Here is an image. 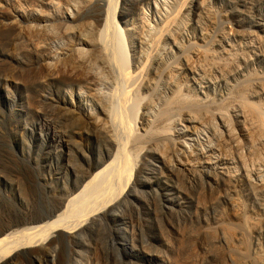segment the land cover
<instances>
[{"label": "rangeland", "instance_id": "rangeland-1", "mask_svg": "<svg viewBox=\"0 0 264 264\" xmlns=\"http://www.w3.org/2000/svg\"><path fill=\"white\" fill-rule=\"evenodd\" d=\"M46 1L0 0V229L6 223L33 218L36 207L46 203L43 198L48 192L71 189L85 168L84 155L95 157L101 149L89 127L70 124L60 110L64 102L76 108H94L87 86L65 72H47L40 64L46 51L36 49L27 37L16 36L23 19L39 17V10L48 11ZM147 1L128 0L127 16L135 15L138 2L146 8L150 0ZM58 2L63 10V4ZM114 2L118 4L117 13L121 1ZM209 2L211 18L187 17L174 28L191 59L190 67L177 62L175 81L180 93L193 103L189 114L186 110L172 117L178 121L172 137L189 146L188 161L181 151L178 160L192 164L194 171H168L150 150L146 157L154 168L140 175L132 218L125 212L120 219L114 209L117 214L112 216L115 219L107 220L105 237H98L96 230L85 233L84 243L75 244L81 252L79 258L74 255L78 259L71 264H231L226 260L230 249L264 258V138L257 137L255 141L257 116L246 115L241 109L242 103L254 105L264 119V0ZM107 4L106 1L99 7L104 16ZM176 7H171L169 16ZM149 18L157 27L165 21L151 12ZM116 19L120 21L118 13ZM166 47L170 44L166 43ZM116 72L114 68L108 75L106 88L114 99V134L122 153H126L134 148L126 142L128 132L119 120L122 109L116 95L126 84H121ZM160 87L158 92L166 89ZM219 112L230 120L237 141L227 135L218 120L211 122L206 117ZM253 116L256 119L251 120ZM137 120L138 117L133 122L135 128L139 126ZM253 121L257 122L255 130L251 128ZM123 158L120 156L117 166L123 164ZM110 175L111 192L124 196L125 182L122 185ZM101 191L93 193L89 201L101 203L106 194ZM83 206L79 201L75 204L74 218ZM225 233L230 234L229 245L222 238ZM111 238L116 246L109 253L104 241ZM124 240L130 244L129 257L127 260L122 255L121 261L113 253ZM60 251L59 247L52 255L35 258L27 249L23 263L58 264ZM247 257L241 258V264H253L254 256ZM67 259L68 256L65 264Z\"/></svg>", "mask_w": 264, "mask_h": 264}, {"label": "bare ground", "instance_id": "bare-ground-1", "mask_svg": "<svg viewBox=\"0 0 264 264\" xmlns=\"http://www.w3.org/2000/svg\"><path fill=\"white\" fill-rule=\"evenodd\" d=\"M58 1L47 0L44 4L47 5L48 11L46 9L47 12L39 10L40 15L38 14L37 19L35 17L28 19L27 17L22 20L23 24L20 21L21 24L17 22L19 25L16 28V36H25L36 49L43 48L46 51L40 64L47 72L54 74L65 72L87 86V92L89 91L90 94L88 95L96 104L94 108H76L73 106L74 104L64 102L60 106V110L63 114L66 113L70 124L89 127L96 137L94 138L100 142L101 149L95 157L84 155L85 168L81 169L80 177L74 179L71 189L66 191L63 188L60 192L51 194L46 191L45 199L43 198L46 203L43 202L44 206L39 209L36 207V214L33 218H27L17 223H6L2 226L0 229V263L2 264L23 263V252L27 249H30L31 256L36 258L40 255H52V252L59 247L61 251L58 256V264H65L67 256L68 264L76 262L79 258L77 255L81 252L76 250L75 244L84 243L86 236L84 234L94 230L97 231L98 237H105L107 220L111 219L113 214H117L113 212L114 209L118 210V217L127 212L132 218L135 210L134 199L138 197L136 186L142 177L140 175L143 171L147 174V170L154 168L152 161L149 162L148 156L146 157L150 150H153L154 154L156 153L159 162L168 171H194L192 164L186 162L189 146L185 142L181 144L172 137V129L174 130L178 125V121L172 117L182 114L186 110V113L190 112L193 103H189V97L187 100L180 93L175 81L177 62L182 61L189 66L191 59L185 54L188 50L185 51V46L182 40L180 41L177 37L174 28L178 27L181 20L187 19V17L198 19L205 16L206 19L211 18L213 14L210 6L211 1L150 0L146 8L139 4L140 1L135 8V15L128 17L127 10H125L128 0H120V9L117 12L120 21L117 20L118 18L116 19L118 4L114 2L115 0H60L63 10H60L61 5ZM106 1L108 4L104 16V12L100 11L99 7H102ZM175 5L177 7L175 11L173 8L174 14L169 16L172 13L171 7ZM149 12L165 19L160 27H157V23L149 18ZM100 23L102 24L101 28L99 27ZM170 23L176 26L170 27ZM181 30L179 29L180 32ZM166 43H169L170 47H166ZM114 68L117 69L121 84L122 82L126 84L116 95L120 109H122L119 120L128 132L126 142L132 149L134 148L126 153H122L120 142L117 140L116 133L114 134L112 123L117 120L112 110V100L114 101V99L106 88L108 75ZM160 85L166 88L162 92H158ZM242 106H244L241 108L244 114L247 112L246 115L257 116L258 127L253 137L255 141L257 137L262 140L264 138V119H261L260 111L249 103H242ZM136 116L139 123L137 128L134 126L135 123L133 124ZM206 117L211 122L218 120L227 135L237 141L234 138V134H236L234 128L225 114L219 112ZM253 122L255 128L251 127L252 124L250 127L255 130L256 123ZM116 146L118 149L114 151ZM178 146L181 147L178 148ZM178 151L183 152V155L186 156L184 162L182 159L181 162L178 160L180 156ZM123 155V164L117 166L120 156L123 157ZM132 160H135V163L130 167ZM110 174L118 179V182L123 183L122 185L125 182L126 194H123L124 196L118 197L119 193L111 192L109 188ZM37 176L39 175L37 174ZM101 190L106 191L101 203H98L99 200H93L94 198H91L93 201H89V198L93 197L91 196L93 193ZM130 197L133 199L132 201ZM78 201L84 206L80 212L75 214L74 218L72 214ZM71 216L74 218L73 220H70ZM121 222V225L124 224L123 220ZM244 224H247L246 221ZM108 236L110 235L108 234ZM222 236L228 243L230 234L225 233ZM112 239L104 241L109 253L116 246ZM126 240H124L125 243L117 247V252L113 253V255L116 254L115 258H120L121 261L122 255L127 260L129 257L130 244ZM229 253L231 254H228L226 260H229L231 264H241V258L247 259V256H254L253 264H264V258L256 253L253 255L249 253L245 256L243 252L233 249H230ZM74 255L78 258L74 259ZM112 258L114 257L112 256ZM128 263L126 262V264Z\"/></svg>", "mask_w": 264, "mask_h": 264}]
</instances>
